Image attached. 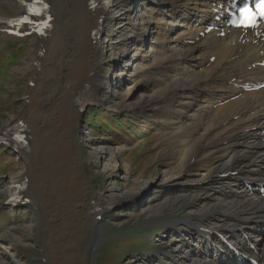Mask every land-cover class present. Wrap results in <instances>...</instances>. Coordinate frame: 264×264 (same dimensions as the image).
<instances>
[{
    "label": "bare ground",
    "instance_id": "6f19581e",
    "mask_svg": "<svg viewBox=\"0 0 264 264\" xmlns=\"http://www.w3.org/2000/svg\"><path fill=\"white\" fill-rule=\"evenodd\" d=\"M49 1L55 11L51 37L43 41L32 39L38 51L44 46L45 53L36 57L38 65L32 69L34 87L30 89V101L25 109L27 126L32 135L29 185L36 192L34 204L42 219L39 225L48 231L49 239L62 244L56 250L62 256L50 255L48 250L47 260L51 259L56 264L62 261L80 264L84 228L95 221V216L88 211L90 200L104 202L107 205L105 208L109 209V204L117 207L125 200H130L129 195L132 194H93L83 171L78 170L80 162L77 156L71 155L76 154L75 149L70 148L71 140L65 132L72 123L70 121L77 119L79 112L78 106L73 107V94L87 88V94L99 96L102 90L104 79L97 78V61L93 59L101 43L97 42L92 47L90 42V31L101 11L92 12L87 0ZM120 1L112 0L114 4ZM147 1H150V18H156L152 21L159 23L162 31L160 43L152 54L153 66L159 68L163 63H172L154 94L176 97L184 105H196L203 112L199 127L186 131L183 124L177 123L173 128L176 132L174 137L181 145L180 161L183 163L191 158L204 161L207 155L218 154L216 166L205 165L213 170L210 175L198 174L199 178L190 175L194 177L190 180L182 169L174 168V176L171 175L173 177L166 183L190 186L191 183L209 178L214 185L210 187V206L215 210L200 216L193 215L198 218L195 223L203 225L205 222L222 220L225 227L216 224L214 228L242 246L248 245L246 239L254 242L257 256L263 264L264 237L260 239V235L264 233V197L256 192L258 185L264 186V93L258 92L252 98L238 87L253 82L259 73L257 69L249 67L257 62L255 55L261 43L258 40L251 43V38L246 40V37H242L232 44L238 37L234 33L225 38H219L214 33L199 36L205 28L204 21L212 17V10L222 0ZM157 1L163 8L156 16H152L155 6L159 5ZM3 6L15 14L21 11L18 1L0 0V10ZM1 17L0 13V20ZM252 50L253 54L248 56L247 53ZM212 55L215 59L210 62ZM114 79L112 77V81ZM114 97V93L105 91L104 99L101 97L99 101L104 104ZM116 101L121 106L130 105H125L121 100ZM230 142L235 143L227 145ZM214 143L213 148H208ZM221 146L224 147L220 149ZM229 170L231 174L228 176H218ZM133 195L137 197L139 191ZM217 210L230 212L235 222L231 224L230 218L227 215L220 216ZM61 220L65 221L66 229H60ZM178 220L184 221L174 217L169 220L171 226ZM186 220L192 244L183 242V239L178 240V246L185 244L188 251L193 253V264H237L222 242L214 238L217 245L209 243L204 239L209 231L192 229L194 221ZM229 226L230 229H227ZM220 247L224 249L223 253Z\"/></svg>",
    "mask_w": 264,
    "mask_h": 264
},
{
    "label": "rangeland",
    "instance_id": "374dc122",
    "mask_svg": "<svg viewBox=\"0 0 264 264\" xmlns=\"http://www.w3.org/2000/svg\"><path fill=\"white\" fill-rule=\"evenodd\" d=\"M148 2L145 0L122 1L107 14L102 24L100 37L102 45L97 52V61L101 62L102 58L104 63L97 65L95 69L99 79H104V83L98 97L99 100L103 98L105 91L109 94L114 93L115 97L110 102L105 101L103 105H100L99 101L94 105H100L110 113L105 114L102 109L91 108L86 118L83 117L84 114H81L77 119L70 121L72 123L68 130L65 129L68 139L71 140L70 148L75 149L76 153L71 155L77 156L80 162L78 170L83 171L90 183L92 193L132 194L129 195L130 200L118 204L117 207L104 213L99 221H95L97 223L93 224L94 229L100 228L95 234H91L90 226H85L82 257L81 261L78 260L80 264H174L171 254H176L183 264L188 262L193 264L192 261L195 259L193 253L188 251L185 244L181 247H185L191 256L186 254L185 248L177 245L179 242L176 237L178 236L173 235L175 231H171V226L162 222L163 218L169 215L183 216L185 214L200 216L202 213L215 210L210 206L212 197L209 183L192 188L166 183L170 177L174 176V168L182 169L183 174L190 177V180L194 179L190 175L198 178L200 177L198 174L210 175L213 170L205 165L216 166L218 154L207 155L205 162L200 161L201 159L194 161L192 158L183 163L180 161L181 145L174 137V125L181 121L179 123L183 124L182 127L186 130L197 128L203 112L199 111L196 105L192 107L190 104L184 105L176 97H161L159 94H154L158 91L163 75L170 69L172 63H163L159 68L153 66L152 54L160 43L162 31H158L160 24L152 21L156 18H151L149 22V6H146ZM157 2L159 5L155 6L152 16H156L157 11L163 8L160 2ZM144 9L146 12L143 11ZM1 11H4V14H12L6 6H3ZM152 23L159 26L155 27L156 25ZM20 51H22L21 55ZM36 56L37 51L31 40L28 39L25 44L24 41L7 40L0 36L2 71L0 73V103L8 102L6 111L0 113L1 123L13 122L24 111L27 105L24 97L27 95L28 88L33 87L29 86V82ZM111 76L115 78L113 81ZM116 78L117 82H115ZM116 100L130 105L121 106V103ZM115 107L121 108L123 112L111 116L112 109ZM108 130L119 134L130 132L131 135L129 140H126V135L122 139L115 137L110 140L97 137L107 134ZM140 133L142 135L145 133L148 137L143 140L140 138ZM135 138L140 139L132 141L129 145L126 144ZM118 139L123 140L125 144L118 142ZM234 143L230 142L227 145L231 146ZM214 145L215 143L209 147L213 148ZM223 147L221 146L220 149ZM8 156L16 157L9 162L13 167L8 163ZM29 159V155L25 156V160ZM72 160L73 163L76 162L74 157ZM31 169L29 161L25 164L22 157L13 155V152L8 149L1 150L0 174L9 173L1 176L0 202L4 199L7 183L23 175L28 176L27 172ZM138 191L139 195L135 197L133 193ZM7 210L5 220L0 227V264H41L43 261L42 264H51L52 260H47L49 251L50 255L62 256L56 252L62 244L49 239L48 231L43 230L39 225L42 219L37 211L30 210L29 207ZM217 211L220 216L227 215L231 224L235 222L230 212ZM172 219L174 217L165 218L164 221ZM180 219H184L185 223L186 219L192 221L191 217ZM213 222L214 225L217 224L216 226L225 227L222 220L205 223ZM168 223L171 224V221ZM59 224L60 229H66L64 220H61ZM145 224L151 228L159 227L158 232L151 235V244L141 236L142 233L146 235ZM227 229H230V226ZM151 231L156 232L157 229L152 228ZM187 231L186 234L189 235ZM181 236L185 240L188 239L184 234ZM144 250L151 251L135 255ZM33 257L39 260L34 261ZM182 257L183 260L180 259ZM54 262L52 261V264H56ZM62 262L71 264L69 261ZM62 262L60 264H63Z\"/></svg>",
    "mask_w": 264,
    "mask_h": 264
},
{
    "label": "snow or ice",
    "instance_id": "6c2138e0",
    "mask_svg": "<svg viewBox=\"0 0 264 264\" xmlns=\"http://www.w3.org/2000/svg\"><path fill=\"white\" fill-rule=\"evenodd\" d=\"M38 14V13H37Z\"/></svg>",
    "mask_w": 264,
    "mask_h": 264
}]
</instances>
